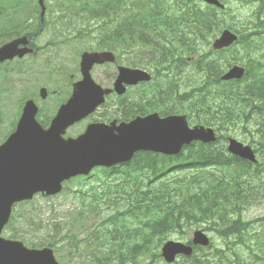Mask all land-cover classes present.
I'll return each mask as SVG.
<instances>
[{"label":"trees","instance_id":"trees-1","mask_svg":"<svg viewBox=\"0 0 264 264\" xmlns=\"http://www.w3.org/2000/svg\"><path fill=\"white\" fill-rule=\"evenodd\" d=\"M153 7L145 9L150 20L152 33L159 25H166L170 18L163 16L164 7L156 1ZM124 19L117 32L121 34L129 31ZM202 20L195 21L200 27ZM173 39L179 47L175 54L189 55L196 53L195 41L176 34ZM159 47L162 41L152 40ZM146 44L150 42L146 41ZM203 75L214 78L217 84L214 97L224 94L225 85L228 86L232 104L217 100L215 107L221 108V124H233L246 116V121L255 122L259 135L253 138L255 152L260 156V166L243 164V171L222 172L235 164L234 159L222 149L214 146L192 144L176 157H165L153 153H137L133 159L117 168L98 170L95 177L99 184L88 191L82 189L74 195L82 207L80 213L75 214L72 221L74 227H86L91 216L101 218V223L91 226L89 233L95 237L94 246L99 253L91 264H142L146 260L162 263L160 248L169 240L171 233L186 235L189 225L196 224L190 219H200L207 227L216 228L225 237L221 250L196 249V254L183 264H264V228L256 230L255 221L262 218L248 219L246 211L253 204L264 201V69L256 73L246 74L240 83L221 84L218 74ZM185 86L192 82H185ZM168 93L167 107L163 110L155 106L151 108L161 111L162 115L186 114L191 124H205L210 126L209 119L202 118L195 111L193 89L186 97L179 100ZM206 96L211 94L209 89ZM210 99V97H208ZM239 104L236 106V101ZM207 98H202L201 107ZM132 113H124L122 120L126 121ZM245 119V118H244ZM246 128H244L245 130ZM246 166V167H245ZM211 168L216 169L213 171ZM232 174V183L222 182L221 174ZM247 176L245 186L238 176ZM102 175H105L102 177ZM107 176V178H106ZM110 178V181H108ZM228 190L227 193L224 191ZM225 196L227 200L224 201ZM200 208V212L185 215L188 208ZM103 210L112 211L107 216H101ZM82 213V214H81ZM13 230V229H11ZM15 238V234L10 236ZM251 241V242H250ZM51 245V244H47ZM154 264V263H152Z\"/></svg>","mask_w":264,"mask_h":264},{"label":"water","instance_id":"water-1","mask_svg":"<svg viewBox=\"0 0 264 264\" xmlns=\"http://www.w3.org/2000/svg\"><path fill=\"white\" fill-rule=\"evenodd\" d=\"M216 2L215 0H209ZM236 38L229 32L214 43V48L227 46ZM19 41L6 44L0 49V61L11 59ZM106 59V57L104 58ZM103 60L88 56L82 63L84 80L79 83L69 104L63 106L53 119L48 130L35 121L37 113L33 103L28 102L17 123L16 131L0 147V234L8 223L11 206L15 202L30 199L37 193L48 196L61 191V183L78 175H88L95 167H112L129 161L137 152L178 154L183 146L200 141L205 144L215 141L211 128H189L185 116H171L159 120L151 115L129 123L110 126L90 125L76 140L63 139L68 127L90 114L101 102L104 94L90 80L85 62ZM243 69L233 68L222 80L239 79ZM147 79V78H146ZM96 88L93 89L92 87ZM230 153L254 161L251 148L235 140L229 141ZM193 244L206 246V240L196 234ZM191 247L169 242L161 255L168 263L178 255L190 256ZM0 264H57L52 251L27 249L22 243L0 237Z\"/></svg>","mask_w":264,"mask_h":264},{"label":"flooded vegetation","instance_id":"flooded-vegetation-1","mask_svg":"<svg viewBox=\"0 0 264 264\" xmlns=\"http://www.w3.org/2000/svg\"><path fill=\"white\" fill-rule=\"evenodd\" d=\"M73 1L74 0H42L41 3L40 0H0V16L3 17L2 20L5 19L7 22L23 27L30 32L32 28L38 27L35 30V33H37L39 28L42 26L41 24H45L46 26L51 27L65 26L69 24L72 20ZM138 1L139 0H134L133 3L135 11H137L138 8ZM188 1H193L194 3H202L199 0ZM219 1L225 4L226 9H218L216 7L202 3L205 6L209 7L201 11L206 15H211V20L209 22L210 26L196 27L194 24H189L184 28L179 27L172 31L170 36H168L166 47L168 49H172L174 47V34H177V36L180 38L187 37L193 41H196L200 49L201 43L213 42L215 39H217L220 33L225 30L223 29V24L228 23L230 21L232 23L234 15L232 11L228 8V3L231 0ZM241 5L244 15L243 27L246 28L247 41L255 40L264 42V0H241ZM114 10L115 13L113 22L115 24L117 19L119 18V9L114 8ZM104 21L107 22V20ZM134 27L135 37L138 39L142 38L144 35H147L150 31V24L146 23L145 21L142 22L141 25H135ZM32 47L36 48L35 45H33ZM230 48L225 50H229ZM225 54L226 52L217 53L213 55L207 54L203 57H201V54H199L194 57V72L198 74V76L195 77L193 96L195 98V110L198 115L201 114V98L210 97L211 101L207 108V111L209 113H213L212 108L214 106V103L212 101H215V99H213L215 90L212 89L211 94L207 96L205 92L208 86L213 88L216 86V83L214 82V79L206 80L204 77L201 79L200 74L202 71L209 70V72L213 74H225L233 67V65H239L244 67V65L246 64H253L251 62V59L249 58H246L243 62L239 60H228L226 59ZM181 55L182 54L180 53V56ZM259 55L260 54H258V56ZM261 57L264 58V50L262 51ZM168 61L171 64L172 68H179L182 63L179 56L171 58ZM145 67L149 69L152 67V64H147ZM115 68L117 67L115 66ZM252 69L253 68L251 66L250 70ZM142 70L145 72H150L146 69ZM22 76H24V72L19 71L17 73V80L9 81L5 78L4 93L6 92V89L11 87V85H16L17 88L20 89V91L23 90L24 83L21 81ZM50 94L51 93L49 92L48 95ZM52 95H55L58 98L61 93L57 94L56 92H53ZM12 96L13 95L11 93L9 95V92H7V98L2 103L3 115L7 116L9 114ZM149 98H154L155 106L157 108L165 107L167 105L166 93L162 89L153 92L149 86H145L143 88V95L138 101L135 108L136 117L144 116L145 114L150 113L146 112L149 109ZM28 99L33 100V102L36 104L38 108L37 115L39 118H43L45 122H47V120L50 119L52 115L54 116L56 114V111L58 109L56 108V103L58 100L53 105L45 104L47 98L44 100L40 99L38 92L35 91L32 92L31 96ZM25 101L26 100L24 99L16 100V116H19L21 114ZM221 101L231 103V98L227 91H225V93L222 95ZM158 113L161 115L162 112ZM50 122L46 127L49 126ZM228 135L229 134H220V144L226 145Z\"/></svg>","mask_w":264,"mask_h":264},{"label":"rangeland","instance_id":"rangeland-1","mask_svg":"<svg viewBox=\"0 0 264 264\" xmlns=\"http://www.w3.org/2000/svg\"><path fill=\"white\" fill-rule=\"evenodd\" d=\"M231 7L236 10V13L239 15L242 14L241 6L240 4H231ZM47 39L46 36H44L41 39V42H44ZM77 45H74L72 48L76 47ZM79 46H77L78 48ZM71 48V49H72ZM70 56H73V51H65L60 55V59H63L69 63ZM42 58H40L41 60ZM113 70H104V69H97L94 72V77L96 80L102 84L105 85L104 81V75L112 73ZM20 89H15L12 91V95H20ZM12 96V97H13ZM6 97V94H5ZM53 99H56L55 96H53ZM60 99H63L62 96H60ZM103 111L100 110L99 113ZM110 112L111 110H107ZM93 120H101V118L96 115L93 117ZM8 132L11 131L13 128V125H11V119L8 121ZM82 130V126H77L73 133L77 134ZM227 133V132H226ZM235 136H239V130H235L231 132ZM95 175L92 176L89 180V183L96 184L95 183ZM77 187L76 184L68 185L67 190L63 193H61L60 197L52 199V200H46L42 198H36L33 202V209L36 211V213L32 214V220L29 222V224H26L22 220H18V218L26 211H29L31 208V205L29 206H17L14 215L16 214L17 221L9 224L4 231L2 232V236L6 239H8L10 236H12V231L9 229L16 228L17 232L15 233V240H18L20 242H25L24 244L27 247H30L31 245H35L37 247L43 248L47 247L46 245L48 243H51V236L56 240V249L57 253H54L56 260L60 264H80L81 262H84L85 264H88L90 262V258H86L82 251H85V246L91 244L92 237L88 234V229L85 228L84 230L75 233V238L72 239L71 237L69 239L60 240V238L66 234H74V229L72 228L71 224V218L70 214L75 210L76 201L71 198L72 193L70 191L75 190ZM263 203V204H262ZM259 204L251 205V207L246 211V216L249 219H252L255 215L262 213V210H264V201ZM262 204V205H261ZM261 205V206H259ZM107 215V213H104V216ZM50 218H55L54 223L60 227L63 228V231L58 236H53L49 230L51 227H45L44 223ZM95 224V220L91 221V225ZM177 239V235H171L170 240ZM78 245L77 247L75 245ZM38 248V249H40ZM77 248V250H75ZM68 252L70 254H68ZM151 260H149L150 262ZM145 264V263H142Z\"/></svg>","mask_w":264,"mask_h":264},{"label":"bare ground","instance_id":"bare-ground-1","mask_svg":"<svg viewBox=\"0 0 264 264\" xmlns=\"http://www.w3.org/2000/svg\"><path fill=\"white\" fill-rule=\"evenodd\" d=\"M2 208L0 207V210H1Z\"/></svg>","mask_w":264,"mask_h":264}]
</instances>
